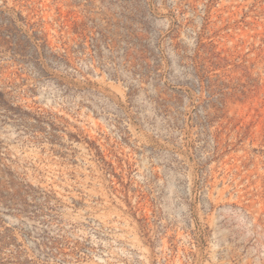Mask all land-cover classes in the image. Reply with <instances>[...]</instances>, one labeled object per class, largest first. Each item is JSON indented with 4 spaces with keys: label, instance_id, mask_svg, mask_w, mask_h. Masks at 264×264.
Listing matches in <instances>:
<instances>
[{
    "label": "rangeland",
    "instance_id": "374dc122",
    "mask_svg": "<svg viewBox=\"0 0 264 264\" xmlns=\"http://www.w3.org/2000/svg\"><path fill=\"white\" fill-rule=\"evenodd\" d=\"M0 264H264V0H0Z\"/></svg>",
    "mask_w": 264,
    "mask_h": 264
}]
</instances>
